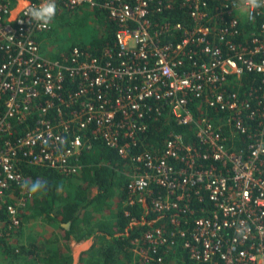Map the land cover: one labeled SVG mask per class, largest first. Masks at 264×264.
Listing matches in <instances>:
<instances>
[{"label": "built area", "instance_id": "1", "mask_svg": "<svg viewBox=\"0 0 264 264\" xmlns=\"http://www.w3.org/2000/svg\"><path fill=\"white\" fill-rule=\"evenodd\" d=\"M40 3L0 0V237L33 197L23 162L75 176L100 139L129 164L127 203L154 217L134 239L136 264L172 252L180 264H264V8L56 0V15L97 7L116 29L98 55L71 45L52 57V23L25 15ZM156 122L183 128L158 151L142 140Z\"/></svg>", "mask_w": 264, "mask_h": 264}, {"label": "trees", "instance_id": "2", "mask_svg": "<svg viewBox=\"0 0 264 264\" xmlns=\"http://www.w3.org/2000/svg\"><path fill=\"white\" fill-rule=\"evenodd\" d=\"M94 9L95 32L92 39L87 44L71 45L98 55L113 40L116 27L106 11ZM169 14L173 21L183 20L178 7ZM182 129L156 122L142 140L146 146L158 151L172 130ZM135 148L142 149L140 145ZM81 162L82 167L75 176H64L53 168L23 162L26 179L45 181L47 192L32 197L22 217H41L56 224L62 234L50 239H37L32 245L24 246L22 254L26 257L34 255L29 264L36 260L40 264H73L69 249L65 252L66 248L60 245V239H71V236L77 240L95 237L96 244L84 253L88 258L81 259L84 264H133L131 241L139 237L148 224L140 222L145 215L144 210L139 205L127 203L129 164L116 148L100 139L93 140L92 147L82 151ZM68 223L69 228L65 226Z\"/></svg>", "mask_w": 264, "mask_h": 264}, {"label": "rangeland", "instance_id": "3", "mask_svg": "<svg viewBox=\"0 0 264 264\" xmlns=\"http://www.w3.org/2000/svg\"><path fill=\"white\" fill-rule=\"evenodd\" d=\"M23 5L24 2L22 5L20 3L19 7ZM95 10L96 9L91 7H85L74 13L66 11L58 13L52 22L51 31L48 35L43 36L45 53L55 57L71 44L89 43L95 32L93 18ZM100 16H102V14H100ZM168 126L170 128V125ZM23 220V225L12 234L14 237L11 236L9 239H6L7 241H0V246L4 250L2 251L6 253L9 258L17 259V264L26 263L24 260L26 259L25 255L22 254V248L27 245L32 238L44 237L47 235L51 237L56 229L55 225L48 224V222L41 217H23ZM54 235L51 238H53Z\"/></svg>", "mask_w": 264, "mask_h": 264}, {"label": "crops", "instance_id": "4", "mask_svg": "<svg viewBox=\"0 0 264 264\" xmlns=\"http://www.w3.org/2000/svg\"><path fill=\"white\" fill-rule=\"evenodd\" d=\"M22 3L23 2H21V5H22ZM140 207L145 212V215H143V217H142V219L140 221L144 222L142 224H148V227H151L153 224L149 223V222H151L152 219H154L153 215L150 212H148V209H147V207L145 205H142ZM160 222H163V219ZM48 224H53V223H49L48 222ZM53 225L56 226V229H55L53 235L54 234H59L60 236H62L60 230L58 229V226L56 224H53ZM65 226L67 228H69L70 224L68 223ZM51 237L49 235H47V236H44V237L32 238L31 241L25 246H29L30 244L32 245L33 244L32 242L37 240V239L45 240V239H50ZM3 240H6V239L3 238V237H0V241H3ZM142 243H143L142 241L138 240V242H137L134 239H132V241H131L132 251H133V261H132L133 264H136L137 259H138V253L136 252V247L140 248L142 246ZM94 244H96L95 237H88V238H84V239H81V240H77V239H75L74 237L71 236V239H64V237H63V240L60 239V245L63 246V248L64 247L66 248V249L64 248L65 252H67L68 251L67 249H69V252L73 255V264H84L81 261V259H82V257H86V259L88 258V255L84 254V253L88 252ZM2 250L3 249L0 246V264H17V262H18L17 259L9 258L6 255V253L3 252L4 250L3 251ZM23 255H25V254H23ZM27 257H29V258H27ZM27 257L25 256L26 259H24L25 262H26L25 264H29L28 260L31 262L34 259V255H29ZM168 259H169L168 264H180L181 261H182V260L179 259L178 262H177L178 255L175 252H172L169 255ZM34 264H40V263L36 260V261H34Z\"/></svg>", "mask_w": 264, "mask_h": 264}, {"label": "clouds", "instance_id": "5", "mask_svg": "<svg viewBox=\"0 0 264 264\" xmlns=\"http://www.w3.org/2000/svg\"><path fill=\"white\" fill-rule=\"evenodd\" d=\"M240 7L246 12L264 8V0H240ZM57 13L56 0H41L39 5H30L25 11V15L35 21L39 27L47 28L54 20ZM30 196L46 194L47 184L42 180H25L21 185Z\"/></svg>", "mask_w": 264, "mask_h": 264}]
</instances>
